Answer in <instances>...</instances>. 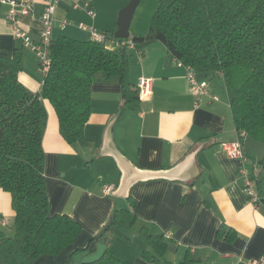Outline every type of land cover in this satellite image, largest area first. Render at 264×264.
<instances>
[{
	"label": "crops",
	"instance_id": "obj_1",
	"mask_svg": "<svg viewBox=\"0 0 264 264\" xmlns=\"http://www.w3.org/2000/svg\"><path fill=\"white\" fill-rule=\"evenodd\" d=\"M128 2L89 0L95 11V17L90 18L62 1L54 15L52 40L89 41L79 23L112 34L118 12ZM43 8V0H36L34 12L19 18V27L34 40ZM9 10L8 5L0 4V56L11 57L15 49L21 50L19 82L39 93L42 78L36 57L14 37L5 19ZM146 32L136 30L129 38ZM141 50V56L130 51L129 78L135 86L140 78L150 79L151 95L139 100L136 111L126 109L119 115L121 84L115 79H95L91 113L84 127L89 146L67 144L59 134L53 107L43 100L47 120L42 149L49 212L74 219L81 232L60 254L41 256L33 264H68L74 251L88 248L115 210L131 207L137 221L124 232L129 241L115 237L108 245L129 264H149L142 257L144 251H151L141 236L143 228L165 236L162 264H250L263 259L264 206L255 207L249 201L243 191L241 164L229 159L220 147L223 142L240 140L226 90L223 93L218 82L210 79L214 73H196L198 81L208 84V95L197 101L185 79V68L177 65L162 43ZM246 158L244 170L264 193V167L252 154L246 153ZM124 177L130 186L120 197L116 192ZM106 185L114 186L109 195L102 191ZM14 215L10 194L0 189L4 221V225L0 223V240L13 237ZM220 228L229 231L228 239L218 236ZM104 244L96 245L81 259H95Z\"/></svg>",
	"mask_w": 264,
	"mask_h": 264
},
{
	"label": "trees",
	"instance_id": "obj_2",
	"mask_svg": "<svg viewBox=\"0 0 264 264\" xmlns=\"http://www.w3.org/2000/svg\"><path fill=\"white\" fill-rule=\"evenodd\" d=\"M132 41L138 49L160 42L173 60L195 73L220 74L240 141L244 140L241 134L264 141V0H158L147 32ZM50 51L51 67L39 93L19 82L21 50L15 49L11 57L0 56V189L10 194L15 213L14 236L0 240V264H33L41 256L58 255L81 232L74 219L49 212L42 149L47 120L43 100L55 111L61 138L81 146H89L84 127L91 113L95 79H115L121 84L119 115L126 109L136 111L139 103L126 53L67 37L52 41ZM259 166L264 167V157ZM136 221L132 207L115 210L91 243L105 242L108 234L128 242L124 232ZM228 232L220 228L217 234L228 239ZM141 236L151 248L142 257L149 264H162L165 236L146 228ZM87 249L74 251L68 264ZM81 264L129 263L107 246L100 258Z\"/></svg>",
	"mask_w": 264,
	"mask_h": 264
},
{
	"label": "built area",
	"instance_id": "obj_3",
	"mask_svg": "<svg viewBox=\"0 0 264 264\" xmlns=\"http://www.w3.org/2000/svg\"><path fill=\"white\" fill-rule=\"evenodd\" d=\"M65 0H43V11L39 17L40 29L37 40H34L28 31L19 27V18L31 15L34 12L36 0H0V4L8 5L10 10L6 15V21L12 26L13 34L16 39L21 40L22 46L30 50L36 57L38 72L42 79L46 77L51 67L50 47L52 44V24L55 12L60 2ZM72 10H80L85 12L90 18L95 17V11L91 7L89 0H66ZM66 23L62 22V26ZM78 28L89 34L90 40L95 43L103 44L108 50L123 47L133 51L138 56L142 55V50L138 49L131 38L117 39L113 34L100 32L92 26L79 23ZM178 66H183L186 70L185 79L189 85L192 95L198 101L200 98L208 95V84L206 81H198L196 73L189 67L174 60ZM150 79L140 78L137 82L139 100H147L151 95ZM217 100L216 97H212ZM245 138L243 134H241ZM221 149L226 153L229 159L238 161L241 164V176L243 177V191L247 195L249 201L255 206H264V193L259 195L256 189V183L250 178L244 170V164L247 162L246 152L243 150V142L240 140L234 142H223L220 144ZM113 185L103 187V194L109 195L113 192ZM0 223L4 225L3 219L0 217ZM250 264H264V258L261 260H252Z\"/></svg>",
	"mask_w": 264,
	"mask_h": 264
},
{
	"label": "water",
	"instance_id": "obj_4",
	"mask_svg": "<svg viewBox=\"0 0 264 264\" xmlns=\"http://www.w3.org/2000/svg\"><path fill=\"white\" fill-rule=\"evenodd\" d=\"M140 0H129V2L118 12L117 20H116V30L113 33V36L117 39H128L130 37L129 28L131 21L133 19L134 13L136 8L138 7ZM114 52H117L121 55L125 53V49L123 47L113 49ZM243 150L246 153H250L254 156L255 161L257 164H260L263 157H264V141L258 142L254 140L250 136H246L243 140ZM129 183L124 177L121 181V184L116 192L117 196L123 197L125 196L126 190L129 188ZM106 241L104 244V249H102L101 253L98 252L96 254L95 259L91 260H83L81 257H78L72 261V264H81V262H90L96 260L101 257L105 248L111 243L113 239L112 234L106 235ZM103 243V239L99 240L98 242H92L87 251L82 256H88L94 251L97 246H100ZM106 246V247H105Z\"/></svg>",
	"mask_w": 264,
	"mask_h": 264
},
{
	"label": "rangeland",
	"instance_id": "obj_5",
	"mask_svg": "<svg viewBox=\"0 0 264 264\" xmlns=\"http://www.w3.org/2000/svg\"><path fill=\"white\" fill-rule=\"evenodd\" d=\"M157 6H158V0H140V3L135 10L133 19L130 24V28H129L130 34H133V32H135L136 30H143V29L148 30L149 24L151 22L153 14L157 9ZM125 52L129 60V66H130L131 60L133 58V54L128 49H125ZM210 79L212 81L216 80V82H218L220 88L222 89V92L225 93L223 78L221 77L220 74L214 73L210 77ZM248 154L251 155L250 153Z\"/></svg>",
	"mask_w": 264,
	"mask_h": 264
}]
</instances>
